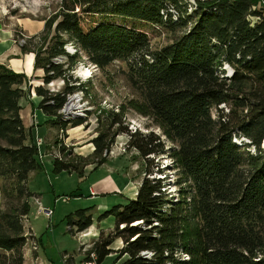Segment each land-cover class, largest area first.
Instances as JSON below:
<instances>
[{"label":"trees","instance_id":"trees-1","mask_svg":"<svg viewBox=\"0 0 264 264\" xmlns=\"http://www.w3.org/2000/svg\"><path fill=\"white\" fill-rule=\"evenodd\" d=\"M128 20L176 37L152 50L148 35ZM67 43L75 46L71 55ZM19 48L34 54L44 85L64 82L56 93L34 87L47 124L63 131L85 123L60 113L68 95L84 89L68 84L71 68L84 55L99 69L124 62L127 80L141 96L134 109L161 130H129L123 112L107 111L96 117L93 161L64 149L63 158L53 157L55 174L83 177L91 163L105 164L121 134L128 137L125 149L143 164L134 198L99 216L115 221L90 247L96 264L110 254L111 264H264V0H196L190 11L183 0H62L42 32ZM61 57L65 62L58 63ZM26 83L24 73L0 63V179L11 182L17 203L0 210V264H23L22 218L30 210L27 200L38 197L27 181L44 169L20 114ZM237 137L247 141L237 143ZM161 156L172 161L174 186L189 196V205L167 192ZM2 190L7 194V186ZM91 208L66 215L72 235L92 226ZM189 215L193 226L186 225ZM117 240L119 250L113 246Z\"/></svg>","mask_w":264,"mask_h":264},{"label":"rangeland","instance_id":"rangeland-1","mask_svg":"<svg viewBox=\"0 0 264 264\" xmlns=\"http://www.w3.org/2000/svg\"><path fill=\"white\" fill-rule=\"evenodd\" d=\"M183 1L186 2L188 11L195 8L196 0ZM61 3L62 0H0V52L4 47L6 48L3 55L0 56V61L2 63L5 61L13 62L21 58L24 62L25 57L31 53L23 54L20 51V45L25 44V40L34 33L37 35L42 32L44 21L47 18H52L58 12ZM127 23L133 27H137L136 29L143 30L148 35L152 50L168 45L176 37V34L173 32L166 31L159 28V26L153 27L131 20H128ZM64 48L70 55L75 52V46L70 43H67ZM58 61V63L65 62V59L61 57ZM225 71L226 74H231L228 66H226ZM126 72L125 63L119 60H115L109 66L99 69L91 65L87 57L80 55L69 72L71 78L68 84H82L84 89L76 88L72 94L68 95L66 100L68 103L64 109L65 112H62V110L60 112L63 119L76 120L80 118L85 123L75 128L68 126L61 131L59 125L47 124L48 118L46 117V121L40 125L44 127L41 134L36 128L38 126L37 123L43 117V113L40 110L39 112L34 111L37 109V106H33L30 103V98L34 97L30 90V82L37 77L34 75L29 78L26 77L27 83L23 85L25 95L21 101H23L24 110L29 107L26 118V123L29 124L27 131L29 139L33 140L35 145H38L40 161L44 168L42 171H37V173H31L27 185L29 190L39 197L43 209L51 211V216L49 219L42 214L37 216V205L33 198H31L27 200L30 207L26 215L28 220L23 224L24 228L29 224L32 233L36 237L39 251L37 252V256L39 262L42 264H63L65 255H70L76 261H79L82 259L84 253L82 250L84 243L86 247H91L94 242L97 234H95V237L90 236L79 239L76 233L72 235L69 232L65 220L67 214H72L81 208L92 207L90 215L94 222L92 228H89V232L90 229L91 231L97 230L98 233L100 231L107 232L109 229L112 230L115 220L111 216H108L99 221V216L105 210H97L93 204L102 202V200L109 203L107 207L121 203L125 204L127 199L134 198L140 181L143 179L141 174L143 164L134 151L125 149L128 137L121 134L116 137L111 145L105 164L96 168L91 163V165L85 167L84 179L75 174H69L67 171L55 174L52 170L53 157L63 158L61 152L63 149L67 153H72V156L79 155L82 158H88L89 162L93 161L90 158L94 148L91 140L97 135L96 128L98 125L96 117H103L107 111L123 112L125 122L129 124V130L135 129L144 133L147 131H153L156 134L161 133V130L158 129L155 125L156 123L151 118L143 116L138 113V109H134L136 105L140 104L141 96L132 87L131 82H128ZM85 74H88V76H84ZM40 85L54 93L61 92L64 88V82L61 79L49 82L47 85H44L40 81ZM77 97L79 98V110L74 112L75 114H70L67 111L68 105L71 99ZM30 108H32L31 112H29ZM221 108H223L224 112L227 111L225 106H221ZM36 113H40L39 116ZM40 115L42 116L40 117ZM234 140L237 143H240L242 140L247 141L243 137H237ZM261 145V148H264V139ZM251 150L253 151V149ZM159 162L162 163L161 166L167 167V171L164 172L168 177L167 181L170 182V186H167V192L174 201L178 198L179 200L186 198V202L189 205V196H181L178 193V187L174 186L177 171L175 169L174 171L172 170V161L167 157L161 156ZM106 175H109L113 179L112 181L115 185H118L119 189L124 184L123 189L115 192L116 194L109 192L102 197H99V195L95 197L94 193H91L90 197L94 196L95 198L93 200L88 199L90 197L87 187H92L93 182L98 183ZM4 185L7 186V194H4V190H2ZM12 189L11 182L9 183L0 179L1 211L11 206H17ZM24 200L22 199V201ZM189 224L193 226V219L190 215L186 219V225L188 226ZM113 246L115 250H119L122 245L117 240ZM21 252L23 264H31L30 257L25 256L24 249ZM114 259L115 255L110 254L101 264H111ZM123 259H121V262Z\"/></svg>","mask_w":264,"mask_h":264},{"label":"crops","instance_id":"crops-1","mask_svg":"<svg viewBox=\"0 0 264 264\" xmlns=\"http://www.w3.org/2000/svg\"><path fill=\"white\" fill-rule=\"evenodd\" d=\"M35 34V33H34ZM6 50V48L4 47V49H2L1 50V52H0V56L1 55H3V52ZM33 61H34V54H29V55H27L26 57H25V59H24V62H23V59H21V58H18L17 60H14L13 62H7V61H5V62H1L0 61V63H2V64H6L8 67H9V69H11V70H13L14 72H16V73H19V72H22V73H24V75L27 77V78H29V77H31V76H35V77H37L36 79H34L33 81H31L30 82V90H31V92H32V94H33V96L34 97H32V98H30L31 99V101H30V103L33 105V106H37V103L39 102V98H38V96L35 94V92H34V87H36V86H41L40 85V81L43 83V81H42V77H43V75H44V72H43V70L42 69H37V68H34V66H33ZM24 98V96L21 98V100ZM37 98V99H36ZM20 100V104H21V106H22V109H21V112H20V114H21V118H22V121H23V124H24V126H25V129H26V131L28 130L27 128H29V124L28 123H26V118H27V113H28V108L26 109V110H24V106H23V104H22V102L23 101H21ZM31 109L32 108H30L29 109V112H31ZM34 111H36V112H39V110H38V108L37 109H35ZM40 114V113H39ZM39 114L38 113H36V115L37 116H39ZM42 115H40V117H41ZM46 117H44V115H43V117L39 120V122L41 123H37L38 124V126H37V128H36V130L37 131H39V133L41 134V133H43V128L44 127H42V126H40V125H42L46 120ZM28 132V131H27ZM44 137V136H43ZM82 179H84L85 178V176L84 177H81ZM113 179H111L110 177H109V175H106L103 179H101L98 183H96V182H93V184H92V187L91 186H88L87 187V190H88V193H89V197H90V195H92L91 193H94L93 195L96 197L97 195H99V197H102V196H105V195H107V193H112L113 192V194H116L115 192H119V191H121L122 189H123V186H124V184L121 186V188L119 189L118 188V185H115V183L112 181ZM81 195V194H80ZM90 197V198H88V199H90V200H93L95 197ZM77 198H79V197H77ZM109 205V203L107 202H105L104 200H102V202H98V203H95V204H93V206L94 207H96V209L97 210H107V208H109V207H107ZM93 226V225H92ZM92 226L90 227V228H92ZM95 229V228H94ZM101 232V231H100ZM99 232V233H100ZM104 232V231H103ZM98 233V231L97 230H92L91 231V229H90V234L91 235H93V237H95V234H99ZM97 237V236H96ZM27 257L29 258L30 257V255H27ZM30 259V258H29ZM42 264V263H41Z\"/></svg>","mask_w":264,"mask_h":264},{"label":"built area","instance_id":"built-area-1","mask_svg":"<svg viewBox=\"0 0 264 264\" xmlns=\"http://www.w3.org/2000/svg\"><path fill=\"white\" fill-rule=\"evenodd\" d=\"M64 109H65V106H63V108H62V112L64 111ZM66 199H67V197H66ZM33 200H34L35 204L37 205L36 215L39 216V214H42L49 219L51 216V211L43 209L39 197H34ZM23 219L24 220L22 221V223H25L28 220L26 215L23 217ZM25 228H26V231H25L24 237L26 239H25L24 246L22 248L25 251V256L30 255L31 264H41L39 262L38 256H37V252H39V251H38V244H37L36 237L32 233V230H31L29 224ZM76 234L78 235L79 239L84 238V237L87 238V237L93 236L90 234L88 229L86 231L83 230V231H81V233H76ZM85 247H86V244L84 243V245L82 247V250L84 251V253H83L81 260L76 261L74 257H71L70 255H68V256L65 255L63 258V264H96V256L92 253H89V250H91L90 246H87L88 248L87 247L85 248ZM25 256H24V258H26Z\"/></svg>","mask_w":264,"mask_h":264},{"label":"bare ground","instance_id":"bare-ground-1","mask_svg":"<svg viewBox=\"0 0 264 264\" xmlns=\"http://www.w3.org/2000/svg\"><path fill=\"white\" fill-rule=\"evenodd\" d=\"M84 76H88V74H85ZM78 99H79L78 97L71 99L67 108L68 113L75 114L74 112H77L79 110Z\"/></svg>","mask_w":264,"mask_h":264},{"label":"water","instance_id":"water-1","mask_svg":"<svg viewBox=\"0 0 264 264\" xmlns=\"http://www.w3.org/2000/svg\"><path fill=\"white\" fill-rule=\"evenodd\" d=\"M67 103H68V101L64 104V106H66L67 105Z\"/></svg>","mask_w":264,"mask_h":264}]
</instances>
